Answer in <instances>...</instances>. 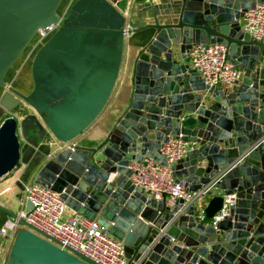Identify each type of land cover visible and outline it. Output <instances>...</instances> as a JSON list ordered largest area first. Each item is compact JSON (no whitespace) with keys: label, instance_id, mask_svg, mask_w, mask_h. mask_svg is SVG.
Segmentation results:
<instances>
[{"label":"water","instance_id":"water-1","mask_svg":"<svg viewBox=\"0 0 264 264\" xmlns=\"http://www.w3.org/2000/svg\"><path fill=\"white\" fill-rule=\"evenodd\" d=\"M63 1L0 0V89L7 90L0 97V179L21 168L23 103L43 128L37 139L74 142L107 107L126 39L150 32L133 63L129 97L108 131L95 147L43 151L35 184L123 242L128 264H264V41L241 25L264 0H151L132 8L124 0H75L62 19ZM53 24L60 28L34 55L33 89L24 95L6 77ZM208 43L224 44L243 72L232 88L209 86L186 63L194 45ZM180 136L195 148L172 170L190 191L208 189L205 221L199 200L169 207L167 196L155 200L131 181L133 162L168 166L161 149ZM231 197L226 216L213 224ZM0 211L18 217L1 204ZM21 223L26 227L8 255L0 246V263L92 264Z\"/></svg>","mask_w":264,"mask_h":264},{"label":"built area","instance_id":"built-area-1","mask_svg":"<svg viewBox=\"0 0 264 264\" xmlns=\"http://www.w3.org/2000/svg\"><path fill=\"white\" fill-rule=\"evenodd\" d=\"M73 1L61 17L66 18ZM244 32L252 39L264 41V4L250 9L241 18ZM60 28V24L40 30L36 37L44 45ZM187 57L190 67L200 73L209 86H234L243 78V72L228 59V49L222 43H208L194 45ZM50 146H57L60 150L78 146L75 142L62 143L51 140ZM195 148V144L183 140L182 136L172 137L163 145L162 156L168 166H164L153 159H144L133 162L129 166L132 171L131 181L143 190L146 196L155 200H162L167 196L168 206L173 207L183 201L186 206L198 201V216L205 221L203 199L208 198V189L190 191L185 182L177 181L172 167L183 160L187 153ZM111 176V181L117 178ZM25 206L17 213L18 217L1 230L4 238V249L14 241L15 235L24 227L21 220H25L36 234L54 243L65 251L78 258H85L92 264H128L125 253V244L106 233L96 220H88L78 213L68 214V208L61 194L37 184L24 186ZM231 197L226 201L223 210L214 217L213 224L221 221L227 214ZM32 204V210L26 212L27 203ZM175 243V240L172 239Z\"/></svg>","mask_w":264,"mask_h":264},{"label":"crops","instance_id":"crops-1","mask_svg":"<svg viewBox=\"0 0 264 264\" xmlns=\"http://www.w3.org/2000/svg\"><path fill=\"white\" fill-rule=\"evenodd\" d=\"M126 5L129 8H132L134 5L148 3L151 0H124ZM242 25V23H241ZM151 37V33L145 34H136L131 35L126 39L125 45V53H124V60L123 65L121 68V72L118 78V82L116 84L114 93L103 111L100 117L95 121V123L77 140L74 142L77 144L78 147H95L98 141L104 136V134L108 131L112 122L116 118V110L121 109L124 102L129 97L131 88H132V69L133 63L140 52V49L144 47ZM187 64L190 65L189 59L186 61ZM8 83V82H7ZM12 86L13 88L17 89L14 84L8 83V86ZM225 88H232L233 86H223ZM4 90L0 92L2 96ZM21 110H27L28 114H34L32 109L29 107L21 106ZM23 114V113H22ZM17 115H20L17 113ZM24 115H26L24 113ZM23 117V115H21ZM115 117V118H114ZM39 149V148H38ZM36 149V151H40ZM42 165L37 167L34 173L30 177H25L23 174L24 168L21 172H17L9 176L6 179H0V204L10 211H15V209H19L20 212L25 206V194H24V186L29 184H35V177L40 171ZM211 200L210 197L203 199V203L207 206L209 201ZM168 201V199H167ZM68 208V214L77 213L73 209ZM15 211V213H18ZM13 222V218L9 215L0 211V246L4 245V238L1 236V230L5 228L7 225ZM13 241L4 251V256L8 255L9 249L12 246ZM177 243H173L172 245H176ZM129 263V259H128ZM0 264H4L1 262Z\"/></svg>","mask_w":264,"mask_h":264},{"label":"rangeland","instance_id":"rangeland-1","mask_svg":"<svg viewBox=\"0 0 264 264\" xmlns=\"http://www.w3.org/2000/svg\"><path fill=\"white\" fill-rule=\"evenodd\" d=\"M71 1L74 2L75 0L63 1L62 7L59 11L61 17H63L62 15L69 7ZM121 9H124L123 5L121 6ZM42 46L43 45L39 43V38L36 37L26 49V51L23 53V55L20 57L18 62L12 67V69L8 73L6 77V83L8 82L14 84L17 89L21 90L26 94L32 92L33 81L31 78V64L34 55ZM2 90L3 89H0V92ZM119 110H116V116ZM21 111L23 112V114L20 113L19 116L22 119V128L21 130H19V137L20 142L22 144V157L21 168L17 172H21V170L24 168L22 175H24L25 177H30L34 173L35 169L45 161V155L43 151H47L48 149H50L51 140L49 136H46L45 139L42 140L37 139L35 137V131L38 129H43L41 127V124H38V116H36L35 114H28L27 110L25 109ZM24 113L26 115H24ZM21 115H23V117H21ZM38 148H41L42 151H36V149ZM17 172L13 174H16ZM15 211L18 212L19 209L16 208ZM15 211L12 212L15 213Z\"/></svg>","mask_w":264,"mask_h":264},{"label":"flooded vegetation","instance_id":"flooded-vegetation-1","mask_svg":"<svg viewBox=\"0 0 264 264\" xmlns=\"http://www.w3.org/2000/svg\"><path fill=\"white\" fill-rule=\"evenodd\" d=\"M12 87V86H11ZM15 89V88H14ZM4 90V93H3V95L7 92V90L6 89H3ZM16 90H18V91H20L22 94H24V95H29V94H26V93H24V92H22L21 90H19V89H16ZM25 105V107H28L26 104H22V106H24Z\"/></svg>","mask_w":264,"mask_h":264},{"label":"trees","instance_id":"trees-1","mask_svg":"<svg viewBox=\"0 0 264 264\" xmlns=\"http://www.w3.org/2000/svg\"><path fill=\"white\" fill-rule=\"evenodd\" d=\"M63 4V3H62ZM61 7H62V5H61ZM61 7H60V9H61ZM60 9H59V11H60ZM59 14H60V12H59Z\"/></svg>","mask_w":264,"mask_h":264},{"label":"bare ground","instance_id":"bare-ground-1","mask_svg":"<svg viewBox=\"0 0 264 264\" xmlns=\"http://www.w3.org/2000/svg\"><path fill=\"white\" fill-rule=\"evenodd\" d=\"M42 30V29H41Z\"/></svg>","mask_w":264,"mask_h":264}]
</instances>
